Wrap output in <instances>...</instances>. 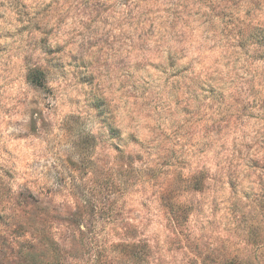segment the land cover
Here are the masks:
<instances>
[{
	"label": "rangeland",
	"instance_id": "1",
	"mask_svg": "<svg viewBox=\"0 0 264 264\" xmlns=\"http://www.w3.org/2000/svg\"><path fill=\"white\" fill-rule=\"evenodd\" d=\"M145 2L152 5L143 10L149 29L154 30L157 22L162 27L170 15H177L178 9L172 5L179 0ZM251 2L255 11L244 9L245 24L253 18L258 20L260 14L259 0ZM33 3L32 13L37 16L51 7L42 0ZM233 4L238 8L231 12L236 13L241 0H184L183 11L189 18L186 23L195 29L215 17L221 25L227 23L232 35L226 6ZM202 7H208V12H202ZM23 15L28 17L29 13L25 10ZM234 17L241 19L239 15ZM25 30L17 29L15 34ZM3 35L11 38L14 34L8 31ZM234 41L235 35L229 48L218 49L216 55H228L230 49L238 51L241 55L236 57L237 63L247 73L257 61L237 48ZM26 43L33 47L32 42ZM39 47L48 56L59 50L51 48L46 40H41ZM5 51L7 48L0 46V53ZM72 60L75 64L76 58ZM46 63L66 77L59 60ZM224 67H228L227 63ZM253 71L264 79V69ZM34 73L42 86L31 83ZM72 75L78 82L85 79L78 71ZM43 82L44 73L33 68L21 86L30 84L42 89ZM16 87L13 84V89ZM173 89L178 90L179 85H173ZM198 91L203 92V87L191 82L183 85V101L173 95V108L163 115L171 130V135L164 137L170 145L165 153L169 159L161 161L157 157L158 172L167 178L169 186H175V195L168 193L167 201L163 193L157 195L154 191L156 185H141L131 179L129 169L135 171L142 156L137 160L129 157L127 167L121 163L95 173L90 182L77 184L76 179L83 181L91 167L87 155L96 143L92 139L78 145L79 164L70 157L61 162L66 172L67 167L78 172L77 178L67 172L70 185L66 186L64 177L55 174L53 166V171L45 175L53 177L58 187L41 189L35 187V181H24L13 193L15 185L10 187L7 182L17 179L19 173L10 164L12 153L0 145L8 157L6 161L0 158V264H264V138L254 136L249 127L264 120V98L257 95L245 103L242 93L247 92L249 97L254 93L241 87L240 94L232 99V106H238L232 111V107L223 108ZM10 111L0 104V140L5 131L12 140L26 138V133L15 131L21 122L8 118ZM28 115L30 130L35 133L36 118L42 120V114L30 109ZM149 134L145 129V135ZM105 139L100 133V142ZM112 147L120 151L116 144ZM173 169H178L175 175L171 174ZM155 171V165L147 170L149 181L156 178ZM65 187L68 190L62 192Z\"/></svg>",
	"mask_w": 264,
	"mask_h": 264
},
{
	"label": "clouds",
	"instance_id": "2",
	"mask_svg": "<svg viewBox=\"0 0 264 264\" xmlns=\"http://www.w3.org/2000/svg\"><path fill=\"white\" fill-rule=\"evenodd\" d=\"M42 2L50 3L51 7L37 16L32 13L33 0H0V14H3L0 46L7 48L0 53V93L3 94L0 104L11 109L8 118L21 122L15 131L27 134L26 138L12 140L5 131L0 140V145L12 153L10 164L19 173L17 179L7 182L10 187L15 185L13 193L24 181H35V187L41 189L58 187L53 177L45 175L53 171V166L55 174L64 177L66 186L70 185L67 172L74 178L78 172L72 167H67L66 172L61 162L70 157L79 164L78 145L92 139L96 143L87 155L91 167L83 181L76 179L77 184L90 182L95 173L106 172L121 163L127 167L129 157L137 160L142 156L144 159L134 166L135 171L129 169L131 179L141 185H156L154 191L157 195L163 193L167 201L168 193L175 195V186H169L167 178L160 177L157 157L161 161L169 159L165 153L170 145L164 137L171 135V130L163 115L173 108L171 97L175 95L183 101V85L191 82L203 87V92L198 91L201 96L223 108L232 107V111L238 107L232 106V99L240 94L241 87L254 93L252 97L242 93L245 103L257 95L264 98V79L253 71L264 69V59L260 58L264 56V46L247 44L248 57L257 63L252 64L249 72H243L236 60L241 55L238 51L230 49L228 55H216L218 49L229 48L234 33L229 35L228 27L215 17L194 29L186 23L189 18L183 11L184 0L172 5L178 9L177 15H170L162 27L157 22L154 30L144 21L143 10L152 6L145 0ZM25 5L27 8H22ZM259 8L258 20L253 18L251 23L264 28V0H259ZM244 9L255 11L251 0H241L240 10L235 13L241 19ZM25 10L28 17L23 15ZM229 10L232 11L230 6ZM201 11L208 12V7H202ZM18 14L20 23H17ZM20 28L26 30L15 34ZM8 31L14 34L11 38L3 35ZM41 40L59 50L52 56L44 54L39 47ZM29 41L33 47L28 46ZM48 60L63 63L66 77L49 66ZM76 64L80 66L77 68ZM33 68L44 73L42 89H34L29 83L26 88L21 86L28 70ZM74 71L85 79L78 82L73 78ZM13 84L17 85L15 89ZM173 85H179V89L174 90ZM212 93L218 98L214 99ZM33 100L36 103H31ZM30 109H37L43 118H36L35 133L30 130ZM249 127L254 136L264 138V120ZM145 129L149 135H145ZM112 132L118 135L112 136ZM100 133L106 138L104 143L99 140ZM0 158L8 160L2 150ZM152 165L157 169L156 178L149 181L147 170ZM177 171L173 169L171 174Z\"/></svg>",
	"mask_w": 264,
	"mask_h": 264
},
{
	"label": "trees",
	"instance_id": "3",
	"mask_svg": "<svg viewBox=\"0 0 264 264\" xmlns=\"http://www.w3.org/2000/svg\"><path fill=\"white\" fill-rule=\"evenodd\" d=\"M226 10H228L229 13V20L230 21V31L234 30L235 35V41L234 44L237 48L244 51V54L247 53L246 46L248 43H254L258 46H264V28H261L260 25L256 26L251 25V22L244 23L247 15H244V19H238L237 17H234L236 14L232 13L229 10V7L226 6ZM232 11L236 10L238 6L231 5L230 6ZM251 10V9H248ZM223 19V18H222ZM237 19V21H235ZM225 25L227 23L225 22ZM261 59H264V56L260 57ZM31 83H33L36 86H42V81L40 78L36 76V73L32 74V78H30Z\"/></svg>",
	"mask_w": 264,
	"mask_h": 264
}]
</instances>
